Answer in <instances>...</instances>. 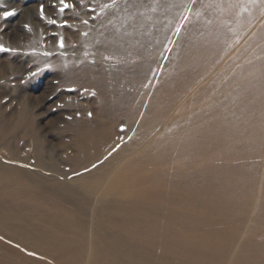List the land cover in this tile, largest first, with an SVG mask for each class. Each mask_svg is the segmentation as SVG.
<instances>
[{"label": "bare ground", "instance_id": "obj_1", "mask_svg": "<svg viewBox=\"0 0 264 264\" xmlns=\"http://www.w3.org/2000/svg\"><path fill=\"white\" fill-rule=\"evenodd\" d=\"M103 5L105 124L0 113V264H264V0Z\"/></svg>", "mask_w": 264, "mask_h": 264}, {"label": "rangeland", "instance_id": "obj_2", "mask_svg": "<svg viewBox=\"0 0 264 264\" xmlns=\"http://www.w3.org/2000/svg\"><path fill=\"white\" fill-rule=\"evenodd\" d=\"M101 2L0 0V113L15 121L17 115L10 117L11 109L16 108L17 112V96L23 95L28 99L30 112L38 115L35 122L47 118L42 128L48 138L58 133L55 130L57 125L50 127L46 123L49 119L57 123H81L85 119L105 124L102 120L104 111L99 112L98 105L94 110H85V115L78 110V105L84 103L83 99L97 98L101 103L113 98L109 89L85 87V83L92 79L109 83L108 66L116 65L115 59L109 61V57L105 56L107 53L83 51L84 38L96 41L99 37L95 26L105 16L102 12L105 5L100 6ZM85 28L88 30L85 31ZM96 44L99 48L104 47L102 41ZM114 56L121 57L116 50ZM205 62L214 64L211 56ZM94 71L96 73H91ZM208 90L204 98L214 94L213 90ZM197 104L193 107L197 108ZM173 106L171 103L166 112L174 115ZM107 120L117 130L113 137L120 134L115 137L118 146L123 141L126 143L129 137L121 134L126 130L122 117L113 115ZM61 125L63 128L65 124ZM69 135L64 134L65 137Z\"/></svg>", "mask_w": 264, "mask_h": 264}, {"label": "snow or ice", "instance_id": "obj_3", "mask_svg": "<svg viewBox=\"0 0 264 264\" xmlns=\"http://www.w3.org/2000/svg\"><path fill=\"white\" fill-rule=\"evenodd\" d=\"M67 6V5H66Z\"/></svg>", "mask_w": 264, "mask_h": 264}]
</instances>
